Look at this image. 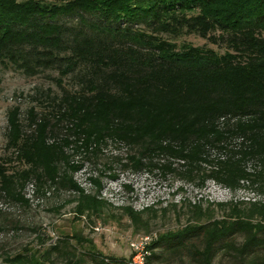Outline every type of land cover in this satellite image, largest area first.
Segmentation results:
<instances>
[{
  "label": "trees",
  "instance_id": "16d2710c",
  "mask_svg": "<svg viewBox=\"0 0 264 264\" xmlns=\"http://www.w3.org/2000/svg\"><path fill=\"white\" fill-rule=\"evenodd\" d=\"M263 33L264 0H0V64L28 76L54 69L60 81L47 111L30 109L25 124L17 109L8 112L12 152L0 157V197L27 206L23 190L33 182L36 195L74 193L76 219L100 216L114 207L79 189L75 157L96 167L109 145L124 149L102 165L109 179L131 170L196 186L212 179L234 189L248 180L262 190ZM183 35L225 50L169 40ZM67 76L72 90L61 82ZM188 206L187 224L157 235L143 264L177 252L213 264L221 251L237 264H264V204ZM121 211L136 228L144 214L156 213ZM61 250L62 264H132L133 255H104L79 234L57 237L43 259L5 255L0 264H58L51 256Z\"/></svg>",
  "mask_w": 264,
  "mask_h": 264
},
{
  "label": "rangeland",
  "instance_id": "374dc122",
  "mask_svg": "<svg viewBox=\"0 0 264 264\" xmlns=\"http://www.w3.org/2000/svg\"><path fill=\"white\" fill-rule=\"evenodd\" d=\"M46 1L58 4L64 0ZM169 40L178 46L185 43L195 47L207 46L220 53L225 50L222 46L213 45L197 35H183ZM58 78V72L54 69L28 76L15 66L0 64V157H9L12 152L6 147L9 131L8 112L17 109L20 122L25 124L30 109H34L36 112L47 111L50 104L49 97L60 95ZM61 82L67 90L74 88L72 76L65 77ZM113 147L120 151L117 146ZM108 156V153L99 155L96 165L100 167L107 164L110 161ZM144 173H148V181L141 180L139 185L154 190L155 193H164L166 187L170 186L174 180L179 179L173 175L169 178H162L154 172ZM36 199L39 200L36 207L10 202L11 210L0 213V233L3 236L0 242V261L1 257L5 255L25 253L43 259L47 249L55 244V237L73 234H79L86 241H90L104 255L128 258L133 254L130 248L132 241H136L140 237L157 236L184 227L190 218L188 205L193 206L186 202L179 204L161 202L152 207L156 213H146L142 216L144 226L136 228L122 214L121 208L123 207L103 209L100 216L88 214L80 217L81 219H76L73 213L75 202L72 201L71 192H52L49 198H44L40 192L36 195ZM207 205V203L201 204L203 208H206ZM214 216L216 219H220L222 213L216 211ZM235 241L237 244L241 243L242 237H235ZM72 245L77 247L74 241ZM62 249L64 250V248ZM63 250H61V254L54 253L51 256L55 263L62 264L66 260L65 252L62 253ZM75 254L79 256V250L75 251ZM261 254L264 255V252ZM152 264L195 263L190 262L184 252H177L175 254L165 253L162 255L161 261ZM213 264H237V260L232 252L221 251L215 257Z\"/></svg>",
  "mask_w": 264,
  "mask_h": 264
},
{
  "label": "built area",
  "instance_id": "2783aa9c",
  "mask_svg": "<svg viewBox=\"0 0 264 264\" xmlns=\"http://www.w3.org/2000/svg\"><path fill=\"white\" fill-rule=\"evenodd\" d=\"M111 149H114L113 145H109L101 151L103 154L108 153V155L112 156H122L124 154V149L119 148L120 151L116 149L111 151ZM80 159V156L75 157V163L81 162V167L73 173V181L84 194L95 195L98 199L107 202L113 207H129L133 211L141 212L161 202L176 204L186 202L193 205H201L202 203L212 205L264 204V187L259 190L256 184L251 185L248 180L241 181L238 187L232 189L212 179L206 180L201 186L176 179L170 186L166 187L164 193H155L154 190H149L139 185L141 180L148 181V173L133 172L131 170L117 171L116 178L109 179L106 176H101L102 166L99 167L97 165L95 167L90 162L81 161ZM103 174L107 175L106 173ZM167 177L169 178V176ZM94 179H99L101 188L97 189L93 182ZM35 190L33 182H28L23 190L24 198L31 207L38 206L39 200L36 199ZM51 195L52 190H48L45 192L44 198H49ZM11 208L10 204L0 197V211L9 212ZM2 237L0 233V242ZM55 238L57 240V237ZM155 238V235L152 237L144 236L130 243L131 251L134 254H132V264H143L144 256L147 253L146 247Z\"/></svg>",
  "mask_w": 264,
  "mask_h": 264
}]
</instances>
